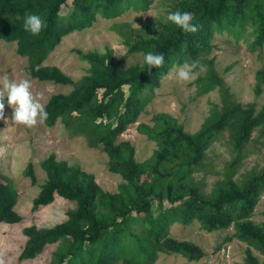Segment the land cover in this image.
<instances>
[{
  "label": "trees",
  "instance_id": "trees-1",
  "mask_svg": "<svg viewBox=\"0 0 264 264\" xmlns=\"http://www.w3.org/2000/svg\"><path fill=\"white\" fill-rule=\"evenodd\" d=\"M70 1V2H69ZM220 0L214 7L187 10L191 13L195 32L178 27L166 39L138 42L134 47L145 53H162L164 63L151 71L136 64L123 67L115 60L113 51H78L89 64L85 74L69 93L52 95L44 105L47 126L60 119L70 131L84 135L92 147H102L110 157L109 169L126 180L116 192L104 190L94 174L67 160L50 154L41 162L46 181L34 199L33 209L52 203L56 196L75 201L68 218L51 227H26L28 240L20 259H31L51 243L61 240L51 264H115L124 260L130 264H153L160 251L184 254L191 260L203 256L202 249L186 241L171 237L170 226L176 222L187 225L198 220L212 231L234 225L238 238L256 246L264 255V224L250 220L260 196L264 192V172L246 179L230 180L229 192L219 193L213 200L204 201L198 191L176 194L170 205H164L160 186L166 181L167 194L174 183L195 170L202 162L206 149L217 141L227 128L233 131V143L241 149L254 129L264 126V106L257 110L235 102L222 110L211 109L201 128L186 134L175 118L157 114L154 124L138 125V131L160 145L158 164L178 155V168L173 172H153L140 166L135 159V147L128 141H118L127 127L136 122L165 71L192 61L211 46L215 33H230L239 37L247 19L240 18L242 0ZM153 0H0V41L15 42L16 52L28 59L26 72L41 81L67 85L72 78L58 66L46 65L45 60L73 31L91 27L99 16L114 18L128 10L148 8ZM218 4V5H217ZM66 12H62L64 6ZM235 7H237L235 9ZM37 14L45 27L37 35L26 32L23 17ZM19 17V19H18ZM258 29L253 47L264 45V19ZM141 49V50H142ZM264 82V69L257 72ZM203 91L213 87L199 78ZM124 86H128L125 91ZM1 122V121H0ZM158 152V151H157ZM156 152V153H157ZM238 159V158H237ZM26 175L37 183L35 167L28 164ZM158 199L160 210L154 214L153 202ZM18 192L11 179L0 176V222L17 223L22 220L15 210ZM182 201V203H178ZM264 213V212H263ZM250 252V251H249ZM243 264H264L249 253Z\"/></svg>",
  "mask_w": 264,
  "mask_h": 264
},
{
  "label": "rangeland",
  "instance_id": "rangeland-1",
  "mask_svg": "<svg viewBox=\"0 0 264 264\" xmlns=\"http://www.w3.org/2000/svg\"><path fill=\"white\" fill-rule=\"evenodd\" d=\"M218 1L153 0L148 8L128 10L114 18L99 16L91 27L64 36L45 60L46 65L58 66L72 78V83L67 85L30 76L26 72L28 59L16 52V43L1 40L0 79L7 76L17 82L28 80L33 96L44 106L52 95L71 92L88 73L90 64L82 59L78 51L104 52L110 48L121 66H144L145 52L142 48L134 47V43L139 41L137 35L142 41L166 39L177 27L168 21V12L214 7ZM231 2L235 3L233 0ZM240 4V18L247 19V23L239 27L242 31L239 37L227 32L215 33L211 46L188 62H196L190 81L178 82L175 71L170 74L174 67L165 71L137 121L118 137V141L128 140L134 145L135 159L146 170L155 173L174 172L179 164L178 155L158 164L155 157L159 152L163 155L165 151H159L160 145L156 140L138 131L141 123L152 126L157 114L172 116L186 134L192 135L201 128L214 107L222 110L232 102L244 107L254 105L257 110L264 106V82H260L257 77V72L264 69V45L253 47L257 31L262 26L260 17L264 19V0H242ZM67 10L68 6L65 5L62 12ZM199 78H203L213 88L203 91ZM124 89L128 91V86H124ZM6 99L4 119H0V176H6L14 183L18 192L15 210L22 220L12 224L0 222V264H51L61 240L48 244L34 258L21 260L20 255L28 240L24 229L32 225L38 228L51 227L63 222L76 203L56 196L52 203L33 209L34 199L40 192L41 184L46 181V171L41 162L53 153L58 159L67 160L94 174L97 183L110 192H116L126 180L121 174L110 171V157L101 146H90L84 135L70 131L60 119L53 126H47L45 122H38L32 127L14 124L11 120L13 109ZM232 135L230 127L224 130L219 139L206 149L199 166L174 183L175 189L171 195L167 194L166 181L160 186L164 193V205L172 204L176 194L193 190L199 192L202 200L211 201L219 193L229 192L230 180L236 181L237 185L239 180L249 175L264 172V126L254 129L241 149L234 145ZM30 162L35 167L36 184L26 175ZM160 208L158 199L154 200L155 215H158ZM263 212L264 192L250 220L264 224ZM234 233V225L209 231L198 220L187 225L176 221L170 226L168 234L178 241L199 246L203 256L191 260L181 253L160 251L153 264H243L249 253L260 262L264 261V255L255 245L238 238L229 240ZM115 264L130 263L120 260Z\"/></svg>",
  "mask_w": 264,
  "mask_h": 264
},
{
  "label": "clouds",
  "instance_id": "clouds-1",
  "mask_svg": "<svg viewBox=\"0 0 264 264\" xmlns=\"http://www.w3.org/2000/svg\"><path fill=\"white\" fill-rule=\"evenodd\" d=\"M19 19V17H18ZM167 19L184 32H195L197 27L192 23V16L189 12L179 10L168 12ZM45 22L37 14L26 13L23 17V28L32 35H37L44 28ZM164 63L162 53L147 52L144 55V70L151 71L153 67H159ZM196 67V62L189 64L184 62L179 66H174L178 82L190 81L193 78L192 69ZM203 71V66H201ZM0 119H4L5 97L6 103L13 109L11 120L14 124H21L28 127L35 126L38 122L43 123L47 118L44 106L33 96L30 91V82L21 79H9L7 76L0 79ZM7 122V120H5Z\"/></svg>",
  "mask_w": 264,
  "mask_h": 264
}]
</instances>
